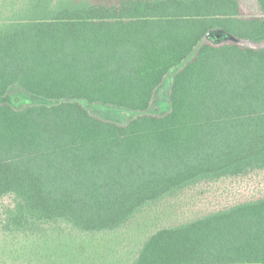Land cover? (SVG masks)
Returning a JSON list of instances; mask_svg holds the SVG:
<instances>
[{
    "label": "trees",
    "instance_id": "16d2710c",
    "mask_svg": "<svg viewBox=\"0 0 264 264\" xmlns=\"http://www.w3.org/2000/svg\"><path fill=\"white\" fill-rule=\"evenodd\" d=\"M13 1V2H12ZM2 0L6 229L114 232L202 182L264 170V0ZM224 31L238 42L213 43ZM171 75L169 105L147 111ZM84 102L137 112L104 119ZM264 264V197L153 233L131 264Z\"/></svg>",
    "mask_w": 264,
    "mask_h": 264
},
{
    "label": "rangeland",
    "instance_id": "374dc122",
    "mask_svg": "<svg viewBox=\"0 0 264 264\" xmlns=\"http://www.w3.org/2000/svg\"><path fill=\"white\" fill-rule=\"evenodd\" d=\"M21 2L23 0L18 1ZM239 3L245 16H257L260 12L256 0H239ZM208 40L213 43L238 42L255 47L260 45L236 39L221 30L211 32ZM170 83L171 75L157 89L148 113L161 114L169 110ZM0 101L18 107L28 103L53 102L29 98L15 92ZM84 104L92 114L118 123H127L138 115L137 112L102 104ZM262 197L264 170H255L244 176L202 182L176 196L150 204L126 227L117 231L89 233L81 232L66 221L41 223L34 231H9L5 227V211L14 205V200L13 197L6 196L0 199V264H131L139 255L144 242L159 229L190 222L240 202Z\"/></svg>",
    "mask_w": 264,
    "mask_h": 264
},
{
    "label": "crops",
    "instance_id": "0c3cea01",
    "mask_svg": "<svg viewBox=\"0 0 264 264\" xmlns=\"http://www.w3.org/2000/svg\"><path fill=\"white\" fill-rule=\"evenodd\" d=\"M217 264H258V263H217Z\"/></svg>",
    "mask_w": 264,
    "mask_h": 264
}]
</instances>
